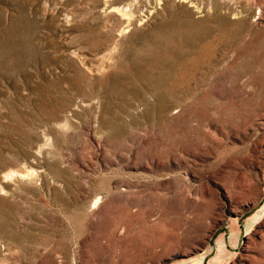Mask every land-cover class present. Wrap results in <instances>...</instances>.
I'll return each mask as SVG.
<instances>
[{"label": "rangeland", "instance_id": "obj_1", "mask_svg": "<svg viewBox=\"0 0 264 264\" xmlns=\"http://www.w3.org/2000/svg\"><path fill=\"white\" fill-rule=\"evenodd\" d=\"M0 264H264V0H0Z\"/></svg>", "mask_w": 264, "mask_h": 264}, {"label": "bare ground", "instance_id": "obj_2", "mask_svg": "<svg viewBox=\"0 0 264 264\" xmlns=\"http://www.w3.org/2000/svg\"><path fill=\"white\" fill-rule=\"evenodd\" d=\"M85 65V64H84ZM89 66V65H88ZM86 69V68H85ZM91 70H92V68H91ZM93 72V71H92Z\"/></svg>", "mask_w": 264, "mask_h": 264}]
</instances>
